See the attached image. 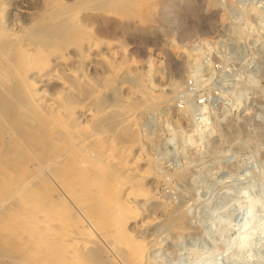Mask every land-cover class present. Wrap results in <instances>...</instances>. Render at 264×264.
Listing matches in <instances>:
<instances>
[{
  "label": "rangeland",
  "instance_id": "rangeland-1",
  "mask_svg": "<svg viewBox=\"0 0 264 264\" xmlns=\"http://www.w3.org/2000/svg\"><path fill=\"white\" fill-rule=\"evenodd\" d=\"M4 1L3 21L18 25L24 41L44 36L37 24L60 8L66 18L74 15L71 21L84 23L86 44H99L82 66L87 79L81 84H87L89 96L86 89L76 96L82 101L94 95L88 105L106 110L108 134L123 113H135L134 138L141 139L138 151L144 158L140 167L151 173L142 181L154 190L139 209L142 217H157L134 230L152 244L146 263L264 264V0ZM70 49L72 64L81 65V48ZM97 49L106 51L105 57ZM25 55L33 71L44 56ZM57 85L50 82L46 89L54 94ZM12 106L5 111H11V120L7 114L6 123L1 119L5 127L0 122V192L8 191L3 198L23 181V153L15 146L24 137L13 116L18 106ZM10 125L21 138L8 144L2 135L4 128L13 131ZM28 147L32 159L40 158L42 143ZM13 199L0 206V215L15 207ZM253 229L255 235L246 240ZM1 232L0 264H28L30 258H22Z\"/></svg>",
  "mask_w": 264,
  "mask_h": 264
},
{
  "label": "bare ground",
  "instance_id": "bare-ground-1",
  "mask_svg": "<svg viewBox=\"0 0 264 264\" xmlns=\"http://www.w3.org/2000/svg\"><path fill=\"white\" fill-rule=\"evenodd\" d=\"M5 3L0 0V122L8 114L5 111L16 103L18 108L14 109L13 116L22 135L19 131L15 133L17 128L11 125H17L11 124L13 131L10 127L4 128L2 136L8 144L10 140H20L17 136L24 140L14 145L23 153L19 155L23 181L18 182L20 185L17 183L16 189L17 178L11 180L16 190L9 197L6 195L7 198H3L7 190L0 192V206L9 205L11 198H15L13 203L17 201L10 212L0 215V226L4 225L7 230L6 233L0 231L3 239L17 247L22 258L23 255L30 258L28 264H147L145 258L152 248L151 242L135 235L134 230L150 226L157 217L152 214L142 217L139 209V202L151 197L154 190L142 181L151 173L140 167L144 158L138 151L142 141L134 138L138 137L134 135L135 113H123L124 117H120L108 134L104 119L106 110L88 105L94 95L90 94V100L87 96L86 100H77L81 94L79 90L87 86L81 84L87 79L82 66L99 44H86L89 32L84 30V23H74V18L70 19L74 15L66 18L58 11L60 8L39 18L42 21L37 26L44 36L32 42L24 41L20 30L16 29L18 25H7L3 21V8L8 4ZM48 28L53 29L51 34H46ZM73 45L81 48L82 60L78 61L81 65L72 64L74 58L69 50ZM103 52L98 50L99 55L105 57L106 51ZM27 53L34 60L44 55L34 71L30 67L31 60L29 65L25 64ZM50 82L58 84L54 94L46 89ZM85 91L87 93V89ZM119 105L115 107L120 108ZM31 106H35V110L36 106L39 108L35 111ZM10 114L11 111L7 116ZM95 118L98 121L93 125ZM8 119L5 116L2 120ZM4 122H1L3 127ZM32 143H42L40 158L30 157L28 146H33ZM17 166L11 168L18 172ZM10 183L6 182L7 188ZM22 230H26V235L21 237L18 231L24 233Z\"/></svg>",
  "mask_w": 264,
  "mask_h": 264
},
{
  "label": "clouds",
  "instance_id": "clouds-1",
  "mask_svg": "<svg viewBox=\"0 0 264 264\" xmlns=\"http://www.w3.org/2000/svg\"><path fill=\"white\" fill-rule=\"evenodd\" d=\"M255 232H256V230L253 229L251 235L246 236L245 239H246V240H251L252 237L255 235ZM245 246H247V245H245ZM225 254H227V253H225ZM249 258H250V259H253L254 257H252V256L250 255ZM262 259H264V257H262ZM217 264H219V262H217Z\"/></svg>",
  "mask_w": 264,
  "mask_h": 264
}]
</instances>
